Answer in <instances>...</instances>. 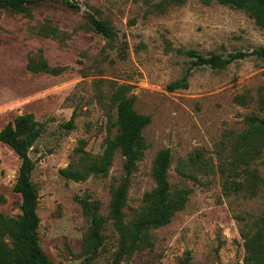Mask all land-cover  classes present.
Returning a JSON list of instances; mask_svg holds the SVG:
<instances>
[{"label":"rangeland","instance_id":"1","mask_svg":"<svg viewBox=\"0 0 264 264\" xmlns=\"http://www.w3.org/2000/svg\"><path fill=\"white\" fill-rule=\"evenodd\" d=\"M161 0H45L27 11L0 9V131L16 117L34 114L42 135L31 149L32 182L39 192V243L54 264H243L242 232L255 231L264 212V183L249 190H225L226 168L238 158L236 141L246 118L264 117V59L251 55L227 69L193 67L187 51L208 56L252 52L264 46V31L244 11L214 1L188 0L158 12ZM67 2L77 5L71 8ZM107 21L113 40L94 31L89 16ZM46 60L54 75L29 65ZM192 67L190 86L169 91ZM128 86L135 109L150 115L144 129L147 149L131 177L125 222L129 223L155 188L153 160L170 149L168 178L191 190L185 209L165 226L151 230L153 246L120 257V235L111 220L105 243L92 256L85 250L91 224L84 200L99 201L108 217L112 189L124 176L118 152L107 176L87 181L65 179L60 170L79 158L83 145L101 154L117 108L111 95ZM241 97V101L237 97ZM74 119V127L67 124ZM208 160L205 171L184 176L181 161L195 151ZM241 163V162H240ZM238 164L244 181L245 164ZM250 170L264 179V143L250 160ZM21 160L0 142V214H21L14 192ZM225 173V174H224Z\"/></svg>","mask_w":264,"mask_h":264},{"label":"trees","instance_id":"2","mask_svg":"<svg viewBox=\"0 0 264 264\" xmlns=\"http://www.w3.org/2000/svg\"><path fill=\"white\" fill-rule=\"evenodd\" d=\"M43 1L45 0H0V9L24 12L29 6ZM187 1L161 0L154 5V8L162 13L172 6L182 5ZM214 1L244 11L254 20L256 26L264 31V0H202L207 5ZM67 4L71 8H78L74 3L67 2ZM89 18L94 31L109 40L115 39L116 32L107 21L92 15ZM186 55L192 58L193 67L208 66L215 70H224L233 62L251 55L264 59V46L252 52H233L227 56L216 53L204 56L194 50L187 51ZM29 69L54 75L62 71V68H51L44 59L29 65ZM192 70V67L187 68L181 79L168 85V90L173 92L178 89H187L190 86ZM128 91V86H120L111 95V103L117 108V117L113 122L110 116L109 122L116 127V133H113L111 127L108 128L109 134L105 140L103 152L92 154L81 145L77 149L79 158L60 170V174L65 179L83 182L94 175L107 176L118 152L124 158V176L121 183L112 189L108 217L101 214L99 201H83L91 221L85 240V250L92 256L97 255L105 243L103 228L108 219L112 221L120 235V257L152 247L151 230L168 225L177 212L185 209L191 193L187 187L173 188L171 185L168 172L172 165V153L168 148L162 149L153 160L152 177L155 188L145 194L144 204L132 220L129 223L125 222L131 177L147 149L143 131L152 122L150 115L135 109V96L129 97ZM237 99L241 101L242 98L238 96ZM259 108L264 112V90L259 93ZM74 119L75 116L67 124L69 128L74 127ZM246 122L247 129L236 141L238 158L226 168L228 171L225 180L226 191H241L243 188L253 190L260 182L264 183V179L256 170H250L249 163L259 153L264 143V117L248 116ZM41 135V127L32 113L16 117L0 131V142L8 145L21 160L13 190L22 198L20 215L10 217L0 214V264H54L39 243V192L32 182L35 161L30 152ZM239 163L246 165L244 181L237 180V177L242 175L238 168ZM209 166L203 153L196 150L188 159L180 162L178 169L182 175L190 176V173L205 171ZM242 237L246 250L243 264H264V212L255 222V231L251 234L243 231Z\"/></svg>","mask_w":264,"mask_h":264}]
</instances>
